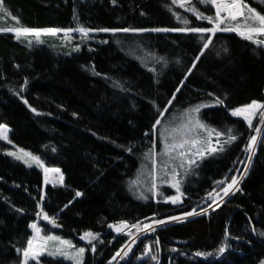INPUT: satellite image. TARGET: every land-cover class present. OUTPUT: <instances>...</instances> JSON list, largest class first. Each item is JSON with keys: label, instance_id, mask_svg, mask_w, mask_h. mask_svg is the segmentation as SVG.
Segmentation results:
<instances>
[{"label": "trees", "instance_id": "trees-1", "mask_svg": "<svg viewBox=\"0 0 264 264\" xmlns=\"http://www.w3.org/2000/svg\"><path fill=\"white\" fill-rule=\"evenodd\" d=\"M245 3L264 14L261 0ZM189 5L213 16L209 5L197 0ZM3 7L0 27L4 28L149 31H97L88 38L75 37L77 41L71 43L46 37L31 47L13 34L0 32V124L9 127L11 141H0V264H22V253L16 249L26 247L33 235L30 225L39 220L50 233L78 246L84 245L80 237L85 231L98 233L92 243L96 252L86 245L83 264H112V257L131 237L128 229L117 233L109 224L127 221L131 225L184 214L202 204L219 187L217 181L227 177L222 188L242 174L249 155L245 146L261 124L258 118L255 128H249L231 111L253 100L264 103V46L235 33L217 32L204 49L201 34L150 31L212 27L171 0H116L115 4L112 0H3ZM183 18L190 23L185 25ZM77 46L79 52L74 51ZM173 95L176 99L168 111H158ZM216 97L224 105H216ZM199 104L210 105L201 109L203 122L225 133L232 129L237 140L225 145L224 152L209 153L200 161L195 174L182 183L185 195L180 204L166 203L165 198L174 195L168 187L162 188L165 197L159 200L136 199L129 191L130 183L136 180L152 141L157 149L161 147V127ZM157 118L161 125L153 130ZM226 139L227 135L221 142ZM15 148L39 156L46 167L59 168L63 184L45 186L43 169L34 161L28 167L7 155ZM239 187L241 192L208 215L140 236L138 241L144 238L128 264L264 262V236L259 235L264 232V130ZM77 191L83 195L76 196ZM41 206L56 217L59 227L37 215ZM225 244L226 254L216 260ZM149 245L151 253L146 251ZM196 252L212 256L202 257L205 262ZM151 255H157V260ZM39 264L69 263L43 257Z\"/></svg>", "mask_w": 264, "mask_h": 264}, {"label": "snow or ice", "instance_id": "snow-or-ice-1", "mask_svg": "<svg viewBox=\"0 0 264 264\" xmlns=\"http://www.w3.org/2000/svg\"><path fill=\"white\" fill-rule=\"evenodd\" d=\"M264 3V0H261ZM112 3L115 4L116 0H112ZM172 5H178L180 8H185L188 0H171ZM197 3H203L205 5H212L215 7V16L205 15L203 12L199 11L194 5H189L186 8V11L193 13L198 19L207 21L208 24L212 27H183V28H154L150 31L155 32H190L201 34V39L205 42L203 48L207 49L212 44V37L216 35L217 32H235L243 39L252 42L257 46H264V40L256 38L257 36H264V14L258 12L255 8L250 7L245 0H197ZM0 10L6 11L3 7V0H0ZM176 15L178 20L181 19L179 15ZM226 14V15H222ZM242 18V21L241 19ZM13 19H17L13 17ZM183 23L188 25L190 21L187 18H183ZM222 25H224L222 27ZM102 31V32H129V31H149V29H93L90 27L80 26L79 28H30V27H0V32H11L15 34V38L19 40L22 36H34L37 43H43L40 40L42 34H51L57 35L59 33L64 34L65 39H71L70 33L79 32L82 37H88L90 33ZM206 34H211L207 36ZM29 47H31L32 41L29 42ZM81 49L77 46L74 51L79 52ZM199 55H203L201 52ZM199 55L196 57L199 60ZM18 67V66H17ZM192 67H195L193 63ZM152 71H155L152 69ZM99 75V73H96ZM191 74L190 72L188 73ZM182 87V85L180 86ZM180 88L178 87L176 91L178 92ZM176 99V96L173 95L168 101L167 106L158 111L166 113L168 107L171 106L173 100ZM25 103L27 101L25 100ZM216 105H224V100L220 97L215 99ZM210 105L208 104H199L194 107L187 109L182 115L183 118L179 124H174L168 127H165L162 132H159V137L163 141V152L157 153L156 151V142L152 141V147L144 154V158L151 163V171L149 175L151 177V183L148 186V191L154 195H159L157 180L160 184H169L172 188L175 189L178 195H171L166 197V200L170 201L172 204L181 203V197L185 195L181 191V185L183 180L180 179L181 176L187 177L190 173L195 174L194 169L200 166V161L208 155L209 153L224 152L225 145H230L232 142L237 140V135L232 134V129H229L227 133L222 131H217L215 128L210 127L208 124L203 122L199 116L201 109L207 108ZM36 111V109H32ZM259 111V123L264 125V103L253 100L251 103L237 107L231 111L233 117H240L246 121L249 128L253 127V120ZM161 125V118H157L153 124V130H156L158 126ZM10 131L9 127L5 124H0V138L8 140L7 133ZM256 135H251L249 141L245 146V152L249 153L247 156V162L243 168L242 174L233 176L229 183H226V186L222 187L219 191L213 190L207 194V207L202 208L199 212L196 208H193L191 211L184 213L185 217H191L196 215H202L208 212L209 208H219L220 203L225 197H228L231 193L235 195L236 192H241L242 189L239 187L240 182L248 175L250 166L253 163V157L256 155L258 136L261 135V129L256 127L254 129ZM147 135V133H145ZM227 135V139L221 142L220 138ZM215 138V139H214ZM11 143L10 140H8ZM55 149H53L54 151ZM19 154L17 152L9 151L7 155L14 157L16 160L23 161L28 167H32L30 161H34L38 167L43 169L44 172V184L47 186L50 183L49 173L59 174L58 183L63 184L64 177L63 173L59 168H49L44 165V162L39 156L33 155L31 152H26L23 148H20ZM127 151L131 152L132 148L129 147ZM163 156V160L158 159L159 156ZM244 163V162H242ZM183 169V172L180 171ZM239 173L240 170L238 169ZM162 173V175H161ZM225 180L217 181L216 184H225ZM55 183V182H54ZM139 181H133L134 185H137ZM222 193V195H221ZM76 196H82L83 193L77 191ZM140 196L143 199H148V196L144 195V192H140ZM43 196L41 197V201ZM210 201V202H209ZM67 207V205H65ZM18 211H21L18 209ZM38 216H41L44 221L53 226L59 227L57 225L56 217L50 216L47 211L41 206L40 211L37 213ZM182 217L180 216H171L166 219H153L152 223H142L137 222L134 224H129L127 221H120L118 224L113 223L109 224L108 227L114 229L117 233L123 232L125 229H128L127 235L133 239L124 244L119 251L115 253L112 257V260L115 261L117 257H127L130 252H132V245L135 243V234L131 231L135 229L136 232H155L157 229L155 226L165 225L169 221H181ZM155 225V226H154ZM33 230L34 235L27 240L26 247L23 249L17 248V253H22V264H29L30 261H35L36 264H39L40 257L47 254L49 257H63L70 261H73L74 264H83L84 254L86 249L84 247H78L73 244L71 240L63 239L57 235H46L43 233V228L37 223L33 222L30 225ZM255 231V228L252 229ZM260 236H264V232L259 233ZM99 237L98 233L92 231H85L80 237L81 240H85L88 244H92L93 241L97 240ZM156 244H159V238L155 240ZM228 245H222L218 249V255L222 256ZM147 253H151V246H147ZM173 251H177L173 249ZM91 252H96V247H91ZM123 253V256H121ZM197 257H209L212 256V253L196 252ZM150 259L157 260V255H151ZM264 264V262H261Z\"/></svg>", "mask_w": 264, "mask_h": 264}, {"label": "rangeland", "instance_id": "rangeland-1", "mask_svg": "<svg viewBox=\"0 0 264 264\" xmlns=\"http://www.w3.org/2000/svg\"><path fill=\"white\" fill-rule=\"evenodd\" d=\"M192 1L193 0H188V3H186V4H190V3H192ZM205 5V4H204ZM209 6H211L212 7V9H213V17L215 16V7L214 6H212V5H209ZM195 7H196V5H195ZM185 8H187L186 7V5H185ZM197 8V7H196ZM222 15H226V14H222ZM241 19V21H242V18H240ZM5 20V19H4ZM2 21V22H1ZM0 21V24L1 23H3V20H1ZM224 25H222V27H223ZM169 32H177V31H169ZM6 33H10V34H13L14 35V37H15V34L14 33H11V32H6ZM97 34L98 32L96 31V32H93V33H90L89 34V36L90 35H92V34ZM226 33H235V32H226ZM235 34H237V33H235ZM238 35V34H237ZM70 36H71V39H65L64 38V34L63 33H59V34H57V35H51V34H42L41 35V37H40V40H44L46 37H57V38H60V39H62L63 41H68L69 43H71L73 40H75V41H77V39H75V37H78V38H88V37H82L81 36V34L79 33V32H72V33H70ZM239 36V35H238ZM241 37V36H240ZM242 38V37H241ZM256 38H258V39H261V40H264V36H257ZM19 40H24V41H27V42H29L30 40L32 41V45H37V44H39V43H37L36 42V38L34 37V36H22ZM183 114V113H182ZM182 114H177V115H174L169 121H167L162 127H161V131L160 132H162L163 130H164V128L165 127H168V126H171V125H174V124H179L180 122H181V120H182V118H183V115ZM259 115H260V113H259V111L257 112V115H256V117L254 118V120H253V127H252V129H254L255 128V124H256V122H257V119L259 118ZM199 116H200V113H199ZM233 117V116H232ZM234 118H236V119H238V120H241V121H243L246 125H247V123H246V121H244L242 118H240V117H234ZM260 129H261V133L263 132V130H264V125H260V127H259ZM9 135V132L7 133V136ZM260 137H261V135L260 136H258V141H259V139H260ZM160 138V137H159ZM222 138V137H221ZM221 138H220V140H221ZM215 139V138H214ZM0 141H7V140H4V139H2V138H0ZM160 142H161V147L159 148V149H157V145H156V151H157V153H162L163 152V141H162V139L160 138ZM15 151L14 152H17L18 154H19V149H14ZM207 156V155H206ZM205 156V157H206ZM12 157V156H11ZM204 157V158H205ZM14 158V157H13ZM203 158V159H204ZM158 159L160 160V161H162L163 160V156L161 155V156H159L158 157ZM19 161V160H18ZM22 164H24V165H26L25 163H23V161H20ZM30 162H32V161H30ZM27 166V165H26ZM151 171V163H150V161H148V160H146L144 157H143V161H142V164L140 165V168H139V173H138V175H137V177L135 178L136 180L135 181H139V183L137 184V185H134L133 184V182H131L130 183V188H131V190L129 189V191H130V193L137 199H139V200H141V201H147L151 196L154 198V199H156V200H159V198H160V196L161 197H163L164 195L162 194V188L163 187H168V188H171V190L173 191V194L174 195H178L177 193H176V191H175V189L174 188H172L169 184H160V182H159V180H157V184H158V192H159V195H154L153 193H151V192H149L148 191V186H149V184L151 183V177H150V175H149V172ZM180 171L181 172H183V169H180ZM43 174H44V172H43ZM191 174V173H190ZM189 174V175H190ZM237 174H238V172H237ZM49 180H50V183L49 184H51V185H58V184H60V183H58V178H59V174H57V173H53V172H50L49 174ZM161 175H162V173H161ZM188 175V176H189ZM44 176V175H43ZM187 176V177H188ZM187 177H184V176H181L180 177V179H182L183 181H184V179L185 178H187ZM44 178V177H43ZM55 182V183H54ZM221 189V185H219V187L216 189V191H219ZM141 191H143L144 192V195L145 196H148L149 198L146 200V199H143L141 196H140V192ZM181 191H182V185H181ZM221 195H222V193H221ZM232 194L230 193L229 194V196L228 197H225L222 201H218V203H220V204H222L225 200H227L230 196H231ZM165 197V196H164ZM207 199V196L202 200L203 201V203L202 204H199V206H195V207H193V208H196L197 209V211L199 212L202 208H205V207H207L208 205H207V203H205V200ZM165 200H166V198H165ZM210 202V201H209ZM166 203H170V204H172L170 201H166ZM177 204H180V203H177ZM177 204H172V205H177ZM205 205V206H204ZM193 208H191V210L193 209ZM215 208V206H213V208H209V210H208V212L207 213H205V214H202V215H196V216H191V217H185L184 216V214H179V215H176V216H180V217H182V219H181V221H184V220H188V219H190V218H194V217H197V216H204V215H208L211 211H212V209H214ZM40 221V220H39ZM36 222L38 225H40V222ZM42 221V220H41ZM181 221H169L168 223H166L165 225H159V226H155L156 227V229L157 228H162V227H165V226H169V225H171V224H174V223H179V222H181ZM143 223H152V221H146V222H143ZM41 227H42V225H40ZM43 228V233L42 234H46V235H57V234H54V233H50V231H48L47 230V228L45 227H42ZM32 230V229H31ZM128 231V230H127ZM134 234H135V243L132 245V249H133V247L135 246V244L138 242V239L140 238V236H142L143 234H145L144 232H136V230L135 229H132L131 230ZM32 233H33V230H32ZM33 235H34V233H33ZM57 236H59V235H57ZM61 238H63V237H61ZM63 239H66V238H63ZM133 238L131 237V239H130V241L132 240ZM69 240V239H68ZM72 241V240H71ZM96 241V240H95ZM95 241H93L92 243H94ZM129 241V242H130ZM73 242V244L74 245H76L75 243H74V241H72ZM128 242V243H129ZM83 243H84V245L83 246H78V245H76L77 246V248L78 247H84L85 249H86V245H91L92 246V244H88V242L87 241H85V240H83ZM131 253V252H130ZM130 253H129V255H130ZM85 254H86V251H85ZM85 254H84V258H85ZM128 255V256H129ZM121 256H123V253H121ZM128 256L127 257H123V259H121V257H117V259L112 263V264H121L122 262H124V261H126L127 260V258H128ZM43 257H49V256H47V254H45L44 256H41L40 257V261H41V259L43 258ZM51 258H53V259H60V260H63V261H65V262H67V263H69V264H74V262L73 261H70V260H68V259H66V258H63V257H51ZM30 262H33V261H30ZM29 262V263H30Z\"/></svg>", "mask_w": 264, "mask_h": 264}, {"label": "water", "instance_id": "water-1", "mask_svg": "<svg viewBox=\"0 0 264 264\" xmlns=\"http://www.w3.org/2000/svg\"><path fill=\"white\" fill-rule=\"evenodd\" d=\"M143 238H144V237H142V239H143ZM142 239H140V240L135 244V246L133 247L132 252H131L130 255L128 256L127 260L124 261L122 264H128V263L132 260L134 254H135V251H136V249H137V247H138V245H139V243L141 242ZM159 247H160V246H159ZM159 250H160V259H162L161 248H159ZM225 254H226V252H225L222 256H219L216 260H218L219 258L223 257ZM197 258L200 259V260H203V261L207 262V260H204V258H202V257H197ZM216 260H215V261H216Z\"/></svg>", "mask_w": 264, "mask_h": 264}]
</instances>
